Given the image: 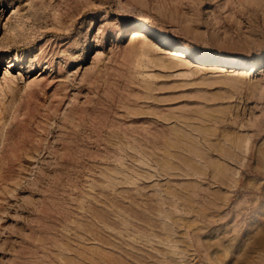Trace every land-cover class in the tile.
I'll return each instance as SVG.
<instances>
[{
    "label": "rangeland",
    "instance_id": "obj_1",
    "mask_svg": "<svg viewBox=\"0 0 264 264\" xmlns=\"http://www.w3.org/2000/svg\"><path fill=\"white\" fill-rule=\"evenodd\" d=\"M0 264H264V0H0Z\"/></svg>",
    "mask_w": 264,
    "mask_h": 264
},
{
    "label": "bare ground",
    "instance_id": "obj_2",
    "mask_svg": "<svg viewBox=\"0 0 264 264\" xmlns=\"http://www.w3.org/2000/svg\"><path fill=\"white\" fill-rule=\"evenodd\" d=\"M148 21H149V18L147 17L146 18ZM144 23V22H143ZM141 27V26H140ZM160 35V34H159ZM161 36V35H160ZM159 40L161 39L160 37L158 38ZM173 52H176V54L178 53V54H180V55H184L183 54V52L184 51H182V50H179V49H176V48H174L173 50H172ZM229 64H231V65H236L237 64V60L236 59H231L230 61H229ZM247 143V142H246Z\"/></svg>",
    "mask_w": 264,
    "mask_h": 264
}]
</instances>
